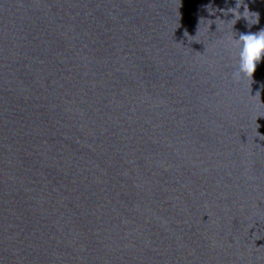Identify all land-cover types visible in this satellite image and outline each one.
Instances as JSON below:
<instances>
[{"label": "water", "instance_id": "1", "mask_svg": "<svg viewBox=\"0 0 264 264\" xmlns=\"http://www.w3.org/2000/svg\"><path fill=\"white\" fill-rule=\"evenodd\" d=\"M262 28L264 0H0V264H264V58L237 79L227 40Z\"/></svg>", "mask_w": 264, "mask_h": 264}, {"label": "clouds", "instance_id": "2", "mask_svg": "<svg viewBox=\"0 0 264 264\" xmlns=\"http://www.w3.org/2000/svg\"><path fill=\"white\" fill-rule=\"evenodd\" d=\"M240 8L241 5H236L228 10L227 16L231 13L235 23L243 18L249 27L259 23V13L250 12L247 7H244L241 12ZM210 15L215 16V14ZM227 40L228 45L236 49V69L233 76L237 79L242 76L251 78L257 65L264 58V28L254 33H240L235 37L229 36Z\"/></svg>", "mask_w": 264, "mask_h": 264}]
</instances>
